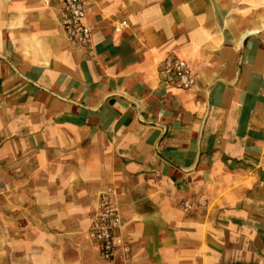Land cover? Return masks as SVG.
I'll return each instance as SVG.
<instances>
[{
	"label": "crops",
	"instance_id": "obj_1",
	"mask_svg": "<svg viewBox=\"0 0 264 264\" xmlns=\"http://www.w3.org/2000/svg\"><path fill=\"white\" fill-rule=\"evenodd\" d=\"M60 7L0 0V264H264V0H89L85 48ZM109 190L129 253L103 261Z\"/></svg>",
	"mask_w": 264,
	"mask_h": 264
},
{
	"label": "built area",
	"instance_id": "obj_2",
	"mask_svg": "<svg viewBox=\"0 0 264 264\" xmlns=\"http://www.w3.org/2000/svg\"><path fill=\"white\" fill-rule=\"evenodd\" d=\"M60 6L58 22L65 38L70 46L85 48L91 38V30L86 25L89 0H60ZM126 27V23H121L114 30L119 32ZM158 76L165 84L177 86L183 91L191 90L196 84V76L192 68L185 61L175 57H168L160 63ZM111 196H114V192L110 190L99 195L87 232L88 236L99 245L100 257L103 261L111 260L118 249L124 255L129 253L128 246L119 235L122 227L120 210L116 203L109 199ZM198 205L204 204L199 201ZM183 207L185 211L192 209L190 202H185Z\"/></svg>",
	"mask_w": 264,
	"mask_h": 264
}]
</instances>
